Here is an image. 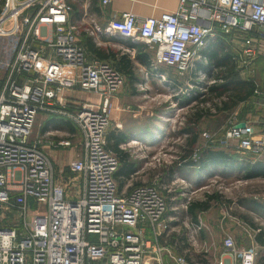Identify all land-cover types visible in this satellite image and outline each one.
Instances as JSON below:
<instances>
[{
	"label": "built area",
	"instance_id": "built-area-1",
	"mask_svg": "<svg viewBox=\"0 0 264 264\" xmlns=\"http://www.w3.org/2000/svg\"><path fill=\"white\" fill-rule=\"evenodd\" d=\"M72 1L86 10L89 6L88 0H0V37L15 42L0 90V264H198L186 254L166 260L171 253L161 243L159 227L169 204L157 184L119 189V158L106 139L113 99L125 77L111 63L88 55L79 40L80 27L71 22ZM99 1L106 6L113 0ZM83 26L95 40L120 36L141 41L155 50L156 71L164 66L180 74L202 62L207 39L232 43L238 35L243 49L234 59L250 67L259 55L255 40L264 42V0H180L176 11L161 17L139 19L124 12L105 27ZM72 90L100 99L69 100L64 93ZM39 114L70 122L81 134L83 153L69 165L82 179L76 200L69 199L72 180L55 179L42 139L31 138ZM238 124L231 122L223 138L202 133L206 146L231 147L240 159L259 160L264 133L254 136L250 127L238 129ZM52 144L68 148L72 141ZM201 229L193 225L189 241L197 242ZM258 260L257 247H240L228 234L212 264Z\"/></svg>",
	"mask_w": 264,
	"mask_h": 264
},
{
	"label": "rangeland",
	"instance_id": "rangeland-1",
	"mask_svg": "<svg viewBox=\"0 0 264 264\" xmlns=\"http://www.w3.org/2000/svg\"><path fill=\"white\" fill-rule=\"evenodd\" d=\"M82 33L81 41L92 37L84 31ZM14 53V39L0 37V86L7 77V67ZM254 61L256 63L251 67L252 72L248 73V76L240 73V77L243 79L254 77L260 91H264V56ZM196 72L180 74L174 69L164 68L165 78L154 74L142 75L147 78L146 84L140 89L126 91L128 94L122 97L123 103L129 106V109L125 112L121 110L122 117H114V121L116 118L119 119L124 131L135 130L137 132L136 128H138L144 133H142L143 137L139 134L141 140H137L138 144L132 145L134 140L128 139L122 145V148L130 153L139 171L120 190H127L140 184H157L166 193L169 207L159 230H163L161 243L166 245L171 253L168 258L167 255L165 256L168 262H172L175 256L186 254L191 262L212 264L221 251V243L225 235L228 234L236 240L240 247H257L260 260L264 255V247L256 243V238L260 232L264 231V210L254 206L253 201L264 207V178L244 179V174L239 170L234 173L233 169L229 168L211 167L212 170L203 173L192 167H174L182 155L181 148L186 142V136L178 133L184 126L190 108L199 104L198 101L203 99V96L195 101L191 100L201 95L200 91L203 86L208 85L213 79L211 74ZM188 100L192 102L190 105L186 103L189 102ZM261 102L264 104V99ZM240 106L232 112L238 114L239 117H231L232 113L213 111L212 115L201 122V132H206L219 139L226 135L231 122H242L249 125L254 136L262 135L264 133V106L251 104L239 109ZM251 106L255 108H249ZM114 110L113 104V112ZM243 112L245 117H240ZM44 123L45 121L38 115L32 140L40 137ZM111 124L113 128L115 123L112 121ZM155 125L160 129L152 135L153 133L150 134L149 131L152 132ZM59 126H64V128L58 127L60 130L54 132L53 138L61 140L69 135L72 136V146L65 149L71 150L74 159L82 149L81 134L70 122ZM200 137L202 145H206L207 141L201 135ZM233 144L236 145V142ZM62 152L67 153L64 150H61V154ZM69 165L65 167L57 180L66 184L72 180L68 188L69 199L76 200L79 197L78 192L82 179L70 172ZM213 194L219 195V199L211 202L208 211L199 212L198 223H194L187 213L186 206L194 201L204 202L208 196ZM244 217H247L248 221ZM165 223L168 227L166 230ZM193 225L202 227L197 242L189 241V233ZM174 236H177L176 239L183 238L182 244ZM175 242L178 246H173Z\"/></svg>",
	"mask_w": 264,
	"mask_h": 264
},
{
	"label": "trees",
	"instance_id": "trees-1",
	"mask_svg": "<svg viewBox=\"0 0 264 264\" xmlns=\"http://www.w3.org/2000/svg\"><path fill=\"white\" fill-rule=\"evenodd\" d=\"M3 2L4 0H2V3ZM73 5L74 8H76V3H73ZM227 44L228 43L226 42H219L217 45V49H215L214 51H210V53L207 55L209 56V62H199L198 64L197 70H200V72H204L206 75L211 74V77H213L212 80H214V82L203 86L202 91H200L201 95H198L191 100L195 101L200 96H203V99L198 101L199 104H197L195 107L192 106L190 108L187 118L185 119L186 121L184 123V126L178 133L181 136H186V142L185 145L181 148L182 155L179 157L178 161H176L174 167H192L203 173H207L208 171L212 170L211 167H218L219 169L242 167V169L244 170L243 178L252 179L259 175L254 173L255 170L257 168L259 169L261 166H264L261 161H255L250 158L240 159L241 156H239L238 153L235 152V149L231 147H207L206 145H202L201 143V122L205 118L212 115L213 111L217 113L223 112L231 114L243 102H246L252 98L259 101L264 99V95L261 96L263 98L261 99L256 93V91H259L260 88L256 83L254 77H249L246 79L240 77L241 69L238 68V66L236 65L237 63H235L234 61V51L229 46H227ZM83 45L92 56L101 61L111 63L113 67H115L116 70L123 76L129 78L133 82L138 80L136 73L137 68L131 60L130 54H121V50L98 45L94 37H88L86 38V40H83ZM131 48H135L141 51L150 50V52L152 53V57L149 60H147V55H138L137 60H139L141 64L146 65L150 69L153 67L155 50L151 49L144 43L132 45ZM164 68L168 69V67L161 66L159 67L158 73L164 74ZM197 70H195V72ZM195 91L197 92V90ZM188 101L189 102L186 103L187 105H190L192 102L190 100ZM249 108L255 107L251 106ZM244 112L241 113L240 117H245ZM63 123L67 125L65 121H63ZM159 129L160 128L155 125L154 130L149 133L152 134L154 131H158ZM127 140L128 137L125 132L112 130L107 134V148L114 152L119 158V168L117 173L115 174V178L119 183L120 189L125 185L130 176L134 175L138 171V166L132 160L130 153L122 148V145L125 144ZM261 176H264V174ZM162 193L164 195L165 192L162 190ZM164 196L168 201L166 193ZM215 199H219V195H210L204 202L194 201L189 203L187 213L194 220V223H198V213L208 211L211 207V202ZM253 203L257 208L264 209V207L258 205V203L254 201ZM244 218L246 221H248L247 217ZM253 227H256V225H253ZM174 238L176 239L177 236H174ZM176 240L180 241V244H182L183 242V238L180 237ZM257 241L264 246V231L259 233V235L257 236ZM258 264H264V255L260 258Z\"/></svg>",
	"mask_w": 264,
	"mask_h": 264
},
{
	"label": "crops",
	"instance_id": "crops-1",
	"mask_svg": "<svg viewBox=\"0 0 264 264\" xmlns=\"http://www.w3.org/2000/svg\"><path fill=\"white\" fill-rule=\"evenodd\" d=\"M72 3H76L77 6H76V8H74L75 4L73 5L74 10H73V13L71 16V22L77 24L80 27V30H79L80 31L79 40H80V35L83 34L82 31H84L83 25H85L87 27V26H90L92 23H96L100 27H105L110 21L120 19L121 14L124 12H133L139 17V19H145L147 17H161L164 13H172V12L176 11V9L179 6L180 0H136L134 2L129 1V0H113L109 5H106V6H102L100 4L99 0H88L89 6H88L87 10H86V8H83L82 4L79 2L72 1ZM84 14H85V16H84L85 18L83 17ZM84 20L86 22L85 24L82 23ZM84 33H86V32L84 31ZM235 36L238 38H236V37L233 38L232 43L227 42L226 40L216 38V37L207 39L205 46L200 51L201 56L203 57L201 59L202 62H204V63L209 62V56H207V55L210 53V51H214L215 49H217V45L221 41L228 43L227 46H229L234 51V54L236 55L238 50L243 49V40H242V37H240L238 35H235ZM95 41L97 43L99 42L98 45H102L104 47H112L116 50H121V54H124V53L130 54V58L137 68L136 73H137L138 80L133 82L129 78L124 76L125 77V84L122 87L123 89L113 99V104H114L115 110H114L113 115H112V121L115 123V125L112 128V124H111L109 131H108V132H110L112 130H117L120 132H125L127 134L128 139L134 140V142H132L133 143L132 145H135L134 143H139L137 140H141L140 139L141 136L143 137L142 133H144V131L143 130L141 131L138 128H136L137 132H135V130L124 131L122 129L123 128L122 123H120L119 119H117V118H116V121H114V117H122L121 110H123L125 112V110L129 109V106H127L123 103L122 97L126 96L130 90L140 89L141 86L146 84L147 78L142 77V75L154 74L155 76L159 77L158 70L156 71L154 69V67H152L150 69L146 65L141 64V62H139V60H137L138 55L139 56L147 55L148 56L147 60H149L152 57V53L150 52V50L141 51V50H138L135 48H131L132 45L142 44L141 41L140 42L139 41H133L131 38H125V37H120V36H101L100 38L96 39ZM80 42L83 44V40L82 41L80 40ZM255 47H256L257 51L259 52V55L256 58L263 57L264 56V42L260 41V40H255ZM85 49H86V47H85ZM86 51H87V49H86ZM87 53L89 56H92L88 51H87ZM92 57H94V56H92ZM89 59H90V57H89ZM234 61H235V63H237L236 65L238 66V68L241 69V73H243V74L245 73V74H247V76H248V73L252 72L251 67H253V65L256 63L255 61H253L252 65L250 67H245V66H242L243 65L242 63L236 62L235 59H234ZM199 62L200 61H197L195 63V67L192 70V72L197 70ZM197 71L200 72V70H197ZM4 81H3V83H4ZM213 82H214V80H210L209 84H211ZM3 83L0 86V90L3 86ZM126 91H128V92H126ZM256 93H257L258 97H261L264 95V91H260V89L258 92L256 91ZM64 95L69 100H78V101H85V102L91 101V102L97 103L100 99L97 94L84 92V91H76V90L67 91L64 93ZM251 104H262L264 106L263 102H261L259 100L257 101L256 99L252 98L246 102L241 103L240 104L241 106L239 105L240 106L239 109H243L245 107H248ZM233 115H235V114L232 113L231 117ZM236 117H239L238 114H236ZM39 118L42 119L43 121H45V123H44L42 131H40L41 134H40V137L38 139H42L43 149L45 150V152L48 154V156L51 159V162H52V165H53L54 171H55V179L57 180V177L59 175L60 176L62 175L65 167L68 166L71 163V160L73 159L72 158L73 155L71 153V150L65 149L62 147H55L52 144V143H57V140H58L55 137L53 138L54 132L60 130V128H64V126H59V125H66V124L63 123L64 120L63 121L61 119L59 120L56 117H53L51 115L39 114ZM239 123H242V122H239ZM246 126L249 127V125H247V124H246ZM58 127H60V128H58ZM155 133H156V131H154L152 135H154ZM139 134H142V135L140 136ZM61 136H63V135H61ZM67 138L71 139L72 136L69 135V136H67ZM71 141H72V139H71ZM61 150L67 151V153L62 152V154H61ZM82 153L83 152L81 149L80 154L74 159L76 160L77 158H79L82 155ZM60 156L62 159L60 158ZM57 160H58V162H57ZM259 161H261L264 164V156L262 158H260ZM231 169H233L234 173L238 172V170H239L242 174H244V170L242 169V167H240V168L235 167V168H231ZM67 170H68V168H67ZM138 171H139V168H138ZM254 173L260 175V176L257 175V177H263L264 178V176H261L264 174V166L263 167L261 166L259 169L257 168ZM260 173H262V174H260ZM135 174L130 176L128 181H130L131 178L133 176H135ZM257 177H255V178H257ZM253 179L254 178H252L251 180H253ZM245 181H247V180H245ZM118 185H119V183H118ZM262 210H264V209H262ZM256 243H258V245H261L262 247H264L261 243H259L257 241V238H256ZM221 246H222V243H221Z\"/></svg>",
	"mask_w": 264,
	"mask_h": 264
},
{
	"label": "water",
	"instance_id": "water-1",
	"mask_svg": "<svg viewBox=\"0 0 264 264\" xmlns=\"http://www.w3.org/2000/svg\"><path fill=\"white\" fill-rule=\"evenodd\" d=\"M246 124L245 123H240L236 126V128L240 129V128H245Z\"/></svg>",
	"mask_w": 264,
	"mask_h": 264
},
{
	"label": "bare ground",
	"instance_id": "bare-ground-1",
	"mask_svg": "<svg viewBox=\"0 0 264 264\" xmlns=\"http://www.w3.org/2000/svg\"><path fill=\"white\" fill-rule=\"evenodd\" d=\"M133 144V143H132ZM134 144H136V143H134ZM138 144V143H137Z\"/></svg>",
	"mask_w": 264,
	"mask_h": 264
}]
</instances>
